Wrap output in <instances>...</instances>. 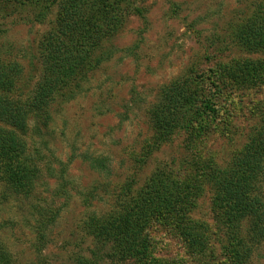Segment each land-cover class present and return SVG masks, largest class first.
<instances>
[{
    "label": "rangeland",
    "instance_id": "obj_1",
    "mask_svg": "<svg viewBox=\"0 0 264 264\" xmlns=\"http://www.w3.org/2000/svg\"><path fill=\"white\" fill-rule=\"evenodd\" d=\"M60 2L0 0V58L21 69L17 95L31 96L39 82L41 41L56 28ZM115 3L123 23L98 50H114L112 58L60 86L48 107L30 116L24 132L32 154L53 162L57 173L66 167L63 194L55 192L62 179L50 177L44 166L31 192L6 186L0 171V264H137L132 256L116 255L113 243L95 237L88 223L131 203L162 168L197 183L187 218L191 225H206L208 247L191 253L178 222L155 221L147 230L151 253L180 264L230 263V236L215 220L207 176L214 167L231 166L262 126L264 80L243 84L222 75L215 98L221 116L202 131L174 130L160 140L149 114L162 89L177 78H192L201 90L220 66L263 59L264 53L242 47L235 33L264 11V0ZM94 158H102L109 171L95 168ZM50 209L59 215L40 239V214ZM247 264H264V240Z\"/></svg>",
    "mask_w": 264,
    "mask_h": 264
},
{
    "label": "trees",
    "instance_id": "obj_2",
    "mask_svg": "<svg viewBox=\"0 0 264 264\" xmlns=\"http://www.w3.org/2000/svg\"><path fill=\"white\" fill-rule=\"evenodd\" d=\"M115 2L61 0L56 28L41 41L43 69L29 97L16 94L15 81L21 73L14 65L16 62L0 58V171L6 186L17 192H31L44 166L50 177L62 179L55 192L63 194V184H67L66 167L62 166L57 173L53 162L45 163L43 155L32 154L24 132L30 116L47 108L60 86L112 58L114 50L100 53L98 50L104 39L116 33L123 23ZM235 37L242 47L264 53V11H256L247 23L237 28ZM220 67L215 75H210V81H204L203 92L192 78H177L162 89L160 99L149 114L156 138L167 139L174 130L191 133L201 128L202 131L205 125L213 124L221 116L219 102L215 99L220 92L219 79L223 82L226 75L243 84L264 80V58L239 59ZM92 161L100 171H109L102 158ZM208 172L207 180L214 191L215 220L227 227L230 236L225 248L229 264H247L264 240V121L231 166L214 167ZM194 184L178 176L174 178L165 168L157 170L131 203L120 204L104 217L93 216L88 227L95 237L104 239L105 243L112 242L116 255L132 256L137 264H180L176 260L159 259L151 253L147 230L155 221L178 222L188 250L205 253L208 247L206 225H191L187 218L196 197L197 183ZM40 215L37 230L40 239H44L45 229L56 220L59 211L50 209ZM245 221L246 229L242 228Z\"/></svg>",
    "mask_w": 264,
    "mask_h": 264
}]
</instances>
